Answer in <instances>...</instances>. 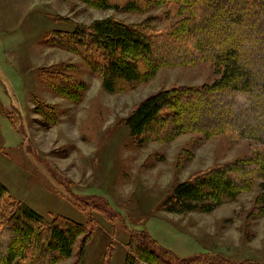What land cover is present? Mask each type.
<instances>
[{
  "label": "rangeland",
  "instance_id": "rangeland-1",
  "mask_svg": "<svg viewBox=\"0 0 264 264\" xmlns=\"http://www.w3.org/2000/svg\"><path fill=\"white\" fill-rule=\"evenodd\" d=\"M111 1H135L140 10L98 9L81 0H0V182L12 201L27 205L47 222L67 218L85 226L72 256L56 264H124L131 238L151 241L173 263L197 259L264 264V215L257 204L264 179L211 212L176 214L163 206L179 183L254 158L263 147L229 133L209 138L182 134L167 140L162 135L153 140L149 134L138 144L125 124L154 94L213 84L220 78L213 66L200 62L163 67L133 88L109 93L82 58L57 46L77 27L96 21L111 19L159 35L170 33L186 16H175L171 4L156 0ZM239 1L216 0L227 8ZM211 8L207 5L198 15L210 16ZM247 14H214L222 27L210 34H231ZM146 41L152 50L148 65L187 56L180 42ZM222 44L212 49L222 57L226 48L242 56L247 46L242 38L226 48ZM141 67L147 71L148 66ZM219 104L221 112L211 111L207 120L226 125L248 120L250 126L264 121L248 114L241 99ZM202 121L183 117L179 125Z\"/></svg>",
  "mask_w": 264,
  "mask_h": 264
},
{
  "label": "trees",
  "instance_id": "trees-1",
  "mask_svg": "<svg viewBox=\"0 0 264 264\" xmlns=\"http://www.w3.org/2000/svg\"><path fill=\"white\" fill-rule=\"evenodd\" d=\"M81 1L98 9L140 10L135 1L123 5L111 0ZM156 1L171 4L177 17L186 15L170 33L148 35L140 27L106 19L96 21L89 27H77L67 39L58 40L57 46L82 58L91 71L102 77V86L109 93L133 88L163 67L200 62L213 66L215 73L220 75L213 84L176 87L154 94L141 102L125 120L138 144L145 142L149 134H152L153 140H161L160 135L166 136L167 140L182 134L197 133L209 138L229 133L263 147L254 158L236 161L179 183L163 205L168 213L211 212L218 205L233 202L240 193L249 190L257 179H264V121L253 126L248 120L242 124L226 125L211 122L205 117L211 111L221 112L223 106L219 103L223 101L228 104L234 97L244 102L248 114L264 119V0H242L229 8L216 0ZM207 5L212 7V14L208 17L198 15ZM246 11L249 12L246 21H249L239 20L230 30L231 34H218L216 37L210 34L217 27H222V22L214 18L216 14L234 16ZM186 36L190 39H186ZM147 37L180 42L186 46L182 49L187 56L174 60L163 58L148 65L152 50ZM235 38L247 42L246 50L241 53L243 57L226 48L231 40L236 41ZM220 42L226 48V57L212 51ZM205 46L209 47L208 51L204 49ZM141 66H148L147 71L142 72ZM183 98L188 101L183 102ZM191 99L195 102H189ZM192 116L202 119V123L179 125L180 119ZM167 128L170 134H162ZM260 187L262 193L257 204L260 214L264 215V183ZM84 227L67 218L47 222L27 205L12 201L7 188L0 182V264H56L69 259L76 239L86 233ZM146 242L131 238L127 244L130 252L124 264H223L213 260L199 262L197 259L173 263L166 259V251L157 248L151 241ZM79 255H83V252Z\"/></svg>",
  "mask_w": 264,
  "mask_h": 264
}]
</instances>
